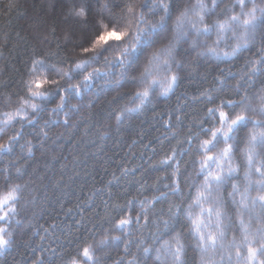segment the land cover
<instances>
[{
  "label": "clouds",
  "instance_id": "1",
  "mask_svg": "<svg viewBox=\"0 0 264 264\" xmlns=\"http://www.w3.org/2000/svg\"><path fill=\"white\" fill-rule=\"evenodd\" d=\"M0 6V264H264V0Z\"/></svg>",
  "mask_w": 264,
  "mask_h": 264
},
{
  "label": "trees",
  "instance_id": "2",
  "mask_svg": "<svg viewBox=\"0 0 264 264\" xmlns=\"http://www.w3.org/2000/svg\"><path fill=\"white\" fill-rule=\"evenodd\" d=\"M0 10H2V6H0ZM27 20L28 14L23 10L14 9L10 13H5V15L0 16V24L12 29L13 35L15 32H21L23 34L24 29L27 27ZM74 203V200L71 203L66 202L64 209L57 211L59 218L71 226L76 225L77 214L74 211L68 212V210L73 208ZM65 212H67V215L64 214Z\"/></svg>",
  "mask_w": 264,
  "mask_h": 264
},
{
  "label": "snow or ice",
  "instance_id": "3",
  "mask_svg": "<svg viewBox=\"0 0 264 264\" xmlns=\"http://www.w3.org/2000/svg\"><path fill=\"white\" fill-rule=\"evenodd\" d=\"M102 39H103V38H102ZM100 43H101V41L98 40V41H97V44L94 45V48H95L96 46H98ZM85 51H89V50L86 49ZM41 83H46V81H43V82H41ZM38 86H39V85H38ZM166 91H167V89H166ZM222 115H223V114H222ZM0 147H2V146H0ZM121 223L123 224V223H126V222H125V221H121ZM0 242H2V241H0ZM83 253H84L85 256H88V255H89V249L85 248V249L83 250Z\"/></svg>",
  "mask_w": 264,
  "mask_h": 264
}]
</instances>
